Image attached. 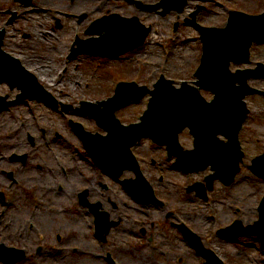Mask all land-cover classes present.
<instances>
[{
  "label": "flooded vegetation",
  "instance_id": "obj_1",
  "mask_svg": "<svg viewBox=\"0 0 264 264\" xmlns=\"http://www.w3.org/2000/svg\"><path fill=\"white\" fill-rule=\"evenodd\" d=\"M216 1L218 0H212L207 4ZM40 2L43 5H39V13L30 10L26 16L28 22L14 26L13 32L16 36L11 35V40L14 38L17 40L11 43L21 47L30 40H36L40 46L52 45L56 51L59 47L58 52L63 53L64 50H60L61 46H66L67 66L84 56L73 54L72 48L76 45L77 39H81V33L88 34L89 26L96 18L113 13L125 18L136 17L150 28L148 41L155 31L154 19L169 15L162 14L164 10L162 7L159 10L155 9L161 0H40ZM112 3L114 5H110ZM189 3L190 0L187 6ZM199 7H202V10L196 17L197 22H200L202 12L207 8L203 4H199L197 8ZM193 12L186 17L184 21L186 25H191L187 22L193 20ZM15 13L16 15H13L12 11H6L8 18H13L12 25L25 17V11ZM89 21L90 25L85 27ZM177 23L174 26L175 31H178L182 24ZM69 28H72L70 32ZM62 32L68 33V42L61 41ZM9 34L7 33L5 37L4 49L20 60L21 71L24 68L29 72L27 78L36 77L43 83L59 77L50 69L54 64L53 59L40 57L39 61H26L20 54L23 52L13 49L10 45ZM68 71V67H65L63 74ZM63 76L66 77L65 74ZM69 77L73 78L75 75ZM10 88L12 94H7L8 100L15 101L24 94V90L19 86ZM37 100L28 98L19 100L2 111L3 118H6L9 126H13L11 123L19 124L18 128L13 127L15 133L11 140L3 139L0 142V227L5 223L9 231L12 229L9 234L0 230L1 238L9 241L4 243L24 250V260L30 259L29 257L32 259L40 257V254L46 251L50 258L67 257L70 264H84L86 261H77L73 256L74 253L82 251V255L85 256L80 260H87L88 255L85 251L75 246L76 242H80L89 249V252L92 249L97 250L96 254H92L96 256L95 264H186L187 254L178 241L183 243L185 251L194 252L189 248L192 246L183 227H189L202 239L203 235L200 234L198 223H196L198 227L188 224V213L181 211L176 203L184 202L187 195L191 194L205 202L210 198L204 199L199 193L189 191L195 182L184 185L181 177L178 181L173 178L171 174L174 172L165 164L171 163L174 167L175 158L170 157L167 147L154 143L151 139H144L133 147L140 170L149 183V186H144L140 184L137 170L126 169L119 174L110 173L93 160L81 138H77L76 144L73 143L75 141L73 138H66L58 132L52 133L51 128L44 126V116L38 107L30 105ZM183 135L185 139L182 145L189 148L185 143L192 139L187 137V133ZM189 176L184 174V181H187ZM149 191H153L155 196L151 200H148L147 196L151 195ZM64 194L67 195V201L63 203L60 213L54 208L56 203L53 199L54 196L63 197ZM43 211L53 216H67V223L62 224L57 231V245L47 243L49 234H45L42 229L46 215ZM209 217L214 223L217 221L215 214H210ZM229 225L220 226V229ZM17 227L23 231L21 237L23 238L26 232L27 238L15 239V243L12 244V232ZM218 230V228L215 230L216 235L223 238ZM89 231L96 245L88 244L81 239V236L87 235ZM77 233L79 236L76 238ZM127 246H131L132 253L123 252ZM215 253L219 257L217 264L228 263L226 257L217 251ZM132 255H136L137 260L134 262L128 258ZM201 259L203 264L208 263L207 260Z\"/></svg>",
  "mask_w": 264,
  "mask_h": 264
},
{
  "label": "rangeland",
  "instance_id": "obj_2",
  "mask_svg": "<svg viewBox=\"0 0 264 264\" xmlns=\"http://www.w3.org/2000/svg\"><path fill=\"white\" fill-rule=\"evenodd\" d=\"M199 4L207 6L206 10L202 12L199 23L208 27H225L228 23L229 12L233 9L249 14L264 12V0H218L211 4H207L202 0H190L187 9L182 13L172 12L166 17H156L154 19L153 25L156 31L146 46L115 60L99 57H80L76 60V64L71 63L72 65L69 66L70 71L64 73L66 78L75 75V77H69V79L62 78L64 75L63 69L68 67L65 65V51L64 53L63 51L58 52L52 45L43 44L40 46L36 40H30L21 47L11 43L13 40L16 41L17 38L11 40V35L16 36V34L13 32V26L7 23L9 15L6 14V11L12 10L19 13L25 11V17L20 18L18 22V25H23L24 22H28L26 16L30 8H27V6L22 7L15 0H0V29L5 27L8 34L9 31L11 32L9 34L10 45L13 49L23 52L20 54L23 58H26V61H39L40 57L53 59L54 64L50 69L59 77H55L50 81H43V83L47 89L53 92L55 97L58 96L61 99V102L79 106V102L82 100L109 99L114 94L120 81L130 82L134 80L139 85L147 86L150 89H153L154 84L158 82L162 75L175 81L177 87H180L181 82L184 80L191 83L195 81L197 79L195 73L201 64L203 50L199 40V31L187 26L184 21L192 11L196 10ZM34 5L43 4L40 0H35ZM110 5H114V3ZM177 21L180 24L182 22V24L179 30L175 32L174 25ZM89 25L90 21L85 27ZM68 30L70 32L72 28ZM169 36L177 39L175 41L177 42L176 45H172L175 42L170 43L167 41ZM89 38L85 33H81V39L86 40ZM60 39L62 42H68V33L62 32ZM259 62L264 63V43L253 46L252 57L249 62L233 63L231 69L254 68ZM0 84V95L12 94V90L6 82ZM249 84L264 91V78H252L249 80ZM52 86L55 87L52 88ZM202 94L208 100L214 98V94L209 90H202ZM150 97V95H147L140 102H133L126 108L119 110L117 112L118 118L125 124L139 122V118L147 110ZM246 101L251 113L240 134L246 155L242 163V170L236 176L234 183L226 185L221 181L216 182L214 189L207 194L210 198L208 202L201 200L195 194H191L187 195L184 202L176 203L181 211L188 213L189 225L199 224L200 227L196 226L200 234L203 235L206 246L213 250L217 249L215 251L228 259L227 264H264V249L260 245L257 236H244L234 241L226 239L225 241L215 232L217 228L220 229V226L232 224L233 220H241L245 225H252L259 220L258 207L264 197V180L256 176L248 166L252 164L253 158L264 154V96L252 94L246 97ZM30 105L38 107L40 113L43 114L45 127L51 128L52 133L58 132L66 138L75 139L73 143L77 144L78 142L77 136L73 133L74 131L69 123L70 120L82 123L85 129L92 133L106 134V131L100 129L95 120L87 115H79L74 112H68V115H65L40 101L32 102ZM59 108L61 109V107ZM3 117L4 112H0V142L3 139L11 140L15 133L14 128L19 127L17 123H11L13 126H9L5 121L6 118ZM184 139L185 136L183 135ZM185 144L189 146V143ZM165 165L170 168L171 172H174L173 174L170 173L174 179L178 181V178L181 177L184 185L204 181L205 177L213 172L211 169H207L204 172L187 173L182 167H172L171 163ZM184 174L190 175L187 181H184ZM64 182L67 184L65 178ZM53 201L56 203L54 208L62 213V205L67 201V195L64 194L63 197L54 196ZM43 213L46 215L44 216V228L42 229L45 234H49L47 243L57 245V231L60 230L62 224L67 223V216H53L46 211H43ZM210 214L217 216L215 223L210 219ZM0 230L8 234L12 231V229L9 231L6 228L5 223L1 225ZM12 233V244L15 243V239L24 240L27 238L26 232L24 237H21L23 231L19 230V227L13 229ZM78 236L79 233H77L76 238ZM81 239L88 244L93 243L96 245L93 237L90 236V231L87 235H82ZM3 242L9 243L7 240H3ZM178 242L187 254L186 264H203L202 259L195 252L196 256L189 250L185 251L183 243ZM75 246L82 248L85 254L88 255L87 260H80L85 256L82 255L83 252L74 253L75 260L86 261L83 262L84 264H95L96 256H92V254L97 253L96 249L89 252V249L80 242H76ZM123 252L125 254L132 253L131 246H127ZM29 258L28 260L21 259L18 264H70L68 263L69 258H50L49 253L46 251L40 254V257ZM128 258L132 262L137 260L136 255ZM90 260L91 263H89Z\"/></svg>",
  "mask_w": 264,
  "mask_h": 264
},
{
  "label": "water",
  "instance_id": "obj_3",
  "mask_svg": "<svg viewBox=\"0 0 264 264\" xmlns=\"http://www.w3.org/2000/svg\"><path fill=\"white\" fill-rule=\"evenodd\" d=\"M166 2L170 6L178 5L181 10L187 0H167ZM108 20L111 19H104V26L103 20L98 22V25H101L100 30L105 29L107 35L79 51L117 57L143 42L145 34L138 39L137 33L141 30L135 24L129 27L122 18L116 16L112 21ZM4 31H0V49ZM130 38L137 40L131 41ZM202 38L204 56L202 66L197 72L199 78L197 84L200 85V88L214 92L215 98L212 101H206L199 89L188 87L186 83H183L182 88L178 89L173 86L172 81L162 77L155 85V90H150L147 86H139L135 82L120 83L114 98L99 104L83 103L80 112L94 117L101 127L111 132L110 137L93 135L83 131V127L78 125L79 130L83 132L82 135L88 140L87 145L91 147L92 154L96 159L103 160L105 152L101 147L106 146L108 148L105 165L110 171L121 172L124 169H118L121 166L131 167L133 163H136L130 147L137 138L146 135L145 129L156 135L159 132L158 129H163L165 126L169 129L178 122L184 125L180 129L185 128V126L192 129L197 142V150L188 151L185 156H179L178 161L190 172L211 166L216 173L209 178L210 187L217 178L223 179L226 184L235 180L236 175L241 170L240 164L244 157L239 141V132L250 112L245 97L251 93L259 92L251 88L247 80L254 76H264V64H260L256 70L238 71L237 73L231 72L230 64L232 61H247L253 42L264 41V14L250 16L242 12H231L227 28L204 29ZM130 42L132 43L130 44ZM222 58L226 59L224 66L220 63ZM10 60L12 59L10 58ZM2 62L0 60V64H3ZM5 78H8L13 86H23L27 90L35 88L34 81H26L14 75L10 76L6 67H1L0 81ZM148 93L152 95V98L150 99L149 110L142 117V122L130 127L122 126L116 117V111L132 100L143 99ZM45 100L50 99L45 98ZM2 101L4 102L5 98H2ZM179 102L182 104L178 105ZM4 106H0V111ZM179 130L174 132L176 137ZM219 134L226 136L228 142H222L218 138ZM111 138H114L113 143ZM166 138L167 136L164 139L166 140ZM164 139L160 141L164 142ZM226 144L230 146H225ZM231 148L232 150H230ZM117 149L120 152L115 157L114 152ZM249 168L257 176L264 179V154L255 158ZM259 211L260 220L254 225L245 228L242 222L238 221L224 234L232 238L257 235L264 244V199ZM22 258L23 256L18 250L8 249L4 245H0V262L16 264Z\"/></svg>",
  "mask_w": 264,
  "mask_h": 264
},
{
  "label": "bare ground",
  "instance_id": "obj_4",
  "mask_svg": "<svg viewBox=\"0 0 264 264\" xmlns=\"http://www.w3.org/2000/svg\"><path fill=\"white\" fill-rule=\"evenodd\" d=\"M58 50H59V47H58ZM60 50H67V48H66V46H61V49ZM0 60L3 61L2 62L3 64H0V66L1 67H6V69L8 70V73L15 72V67H16L15 66V62L13 60H10L9 56H7L2 49H0ZM220 63H221V65L224 66L225 63H226V59L225 58L220 59ZM31 90H33L35 92L29 94V97H37L38 93L40 92V89L39 88L38 89L37 88L36 89L35 88H32ZM181 104L182 103L179 102L178 105H181ZM183 126H184L183 124H179L178 122H176L172 127H170L168 129L169 131L166 133L167 135L165 134L163 137H161L159 135V133H158V134H156L153 137L156 138L158 141H160L161 139H164L167 136L166 140L164 139V142L167 143V144H169V145H171L170 147L176 148V142L174 144V132L177 131V130H179ZM152 133L153 132L149 131L148 129H145V134L151 135ZM231 139H233V137H231ZM228 144H226L225 146H227ZM230 145H231V143H230ZM230 145H228V147ZM230 150H232V148ZM119 152H120L119 149L115 150L114 156L116 157L119 154ZM0 239L3 240L2 238H0Z\"/></svg>",
  "mask_w": 264,
  "mask_h": 264
}]
</instances>
